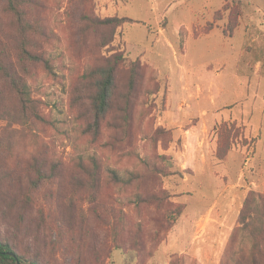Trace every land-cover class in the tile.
I'll return each instance as SVG.
<instances>
[{
    "label": "rangeland",
    "instance_id": "1",
    "mask_svg": "<svg viewBox=\"0 0 264 264\" xmlns=\"http://www.w3.org/2000/svg\"><path fill=\"white\" fill-rule=\"evenodd\" d=\"M4 2L0 28L14 54ZM27 9L42 28L33 36L35 48L51 63L50 72L41 62L31 66L32 95L46 121L22 125L8 122L10 115L3 113L0 134L12 147L0 148V177L10 176L1 191H11L12 178L34 176L26 166L29 153L63 162V176L38 186L35 205L24 216L25 222L34 221L43 206L46 221L33 246L41 250L38 263L92 264L94 248L95 264H220L244 198L250 191L264 195V0H38ZM87 14L137 22L116 28L112 41L101 46L104 30L87 27ZM114 51L137 59L139 77L125 121L121 96L127 72L117 67L114 103L94 131L91 104L74 89L86 67L102 64L101 54ZM1 88L0 83V105L12 110ZM221 124L240 134L218 157ZM251 136L254 147L248 146ZM132 152L165 154L171 169L182 174L145 179V191L158 184L170 196L160 206L123 205L128 228L116 247L112 228L125 196L104 185L91 202L82 191H72L67 179L77 159H99L119 172L139 168ZM56 191L74 196L76 219L86 234L80 248L69 235L54 243L58 215L50 198ZM177 203L183 210L167 225L166 210ZM15 216L0 199V236L12 230ZM18 245L30 250L29 240Z\"/></svg>",
    "mask_w": 264,
    "mask_h": 264
},
{
    "label": "trees",
    "instance_id": "2",
    "mask_svg": "<svg viewBox=\"0 0 264 264\" xmlns=\"http://www.w3.org/2000/svg\"><path fill=\"white\" fill-rule=\"evenodd\" d=\"M2 11L9 17L11 27V38L15 44L12 48L14 54L2 36L0 28V83L3 93L9 96L12 110L4 107L0 111V119H5L3 113H8V122H17L25 125L31 120L46 121L44 115L38 110V98L32 95L31 66L33 63L41 62L46 71H51L49 55L37 51L33 36L42 32L41 25L37 19H29L28 7L37 4L38 0H4ZM84 24L87 27L101 28L104 30V38L101 46H107L113 39L116 28L125 23H136V20L126 16L95 17L85 15ZM112 51V49L107 50ZM104 59L100 65L86 67L78 76L74 91L81 92L93 110V124L90 127L95 131L98 122L103 119L112 104L115 89V74L119 65L126 68V82L124 93L121 96L123 106L121 107L122 117L126 121L128 115L129 95L133 91L139 77V62L122 51H114L108 55H102ZM236 127L234 132L227 125H218V143L216 156L221 157L230 149L232 140L240 133ZM255 136H251L248 146L254 147ZM246 143V140L243 141ZM10 138L0 134V148L11 150ZM254 149V148H253ZM40 154H28L26 166L34 176H20L14 179L11 191L2 189V184L8 177H0V199L7 205V212L16 211L15 220L12 222V230L0 236V264H39L38 259L41 253L35 246L37 233L43 228L46 221L43 206L37 208V217L34 221L25 222L24 216L29 213L35 205L34 191L38 186L51 182L57 177L63 176V162L56 158L40 159ZM132 156L138 160L139 168L119 172L113 168L103 166L99 159L91 158L88 162L82 159L76 160L75 172L67 179L69 188L72 191H82L87 199L95 201L104 185L115 186L122 192L125 199L118 202L117 219L113 225V241L116 247L123 240V234L128 228L127 220L122 208L125 204H132L136 209L139 203H154L160 206L170 196L169 192L156 184L155 188L145 191L144 181L154 177L160 180L163 177L182 174L181 170H172V162L165 154H156L153 158L147 154L139 157L132 152ZM15 160H19L17 156ZM7 173H11L8 171ZM50 205L57 213L58 223L56 233L58 238L54 243L60 242V238L69 235L77 248L82 247L86 234L82 228V221L76 219V207L74 196L64 198L59 191L50 198ZM184 205L177 203L170 206L165 213L164 221L172 225L179 217ZM24 220V221H23ZM239 225L232 230L228 249L222 257L220 264H264V195L250 191L244 198L242 207L238 214ZM30 250L20 248L18 244L28 243ZM33 251V252H32ZM93 263L97 262V253L92 248ZM80 260V259H79ZM77 260L78 264L81 262Z\"/></svg>",
    "mask_w": 264,
    "mask_h": 264
}]
</instances>
